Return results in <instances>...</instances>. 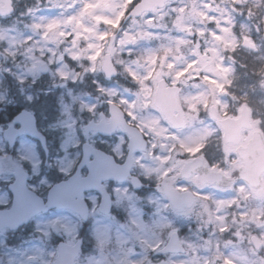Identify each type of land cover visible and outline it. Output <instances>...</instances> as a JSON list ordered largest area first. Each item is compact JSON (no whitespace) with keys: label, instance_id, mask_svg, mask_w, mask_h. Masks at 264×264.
<instances>
[{"label":"rangeland","instance_id":"374dc122","mask_svg":"<svg viewBox=\"0 0 264 264\" xmlns=\"http://www.w3.org/2000/svg\"><path fill=\"white\" fill-rule=\"evenodd\" d=\"M138 1L13 0L14 14L0 18V125L7 127L14 104L30 110L50 150L44 156L38 143L24 136L11 154L0 134V208L10 206L13 164L24 167L29 186L42 197L70 176L77 147L95 136L87 123L107 113L109 103L152 139L155 120L144 115L154 110L160 78L178 87L177 100L186 110L185 128L170 125L165 146L170 180L180 191L191 190L194 204L177 212L158 192L139 194L116 185L112 212L102 215L93 205L87 226L73 212L53 209L18 232L1 231L0 264H53L59 240L74 244L79 233L85 247L75 264H264V179L259 189L241 180L218 188L200 185L195 177L175 179L183 162L199 155L215 134L219 140L212 106L225 117L232 111L237 116L246 105L253 128L264 125V0H174L124 23ZM113 34L117 75L111 79L101 65ZM244 38L255 44L253 50L242 46ZM135 50H142L140 57ZM43 63L49 65L46 74ZM218 148L222 170L235 169V146L221 142ZM154 170L149 163L147 171ZM173 231L185 252L161 255ZM252 235L262 242L259 250Z\"/></svg>","mask_w":264,"mask_h":264},{"label":"water","instance_id":"95a60500","mask_svg":"<svg viewBox=\"0 0 264 264\" xmlns=\"http://www.w3.org/2000/svg\"><path fill=\"white\" fill-rule=\"evenodd\" d=\"M167 1L173 0H141L136 4L133 9L126 16L125 21L132 17H139L145 11H151L154 7L161 8ZM4 3V6L1 5ZM13 12L10 0H0V16H6ZM115 35L110 39L108 48L111 50ZM244 45L253 48L254 45L244 40ZM41 70L46 73L48 65H41ZM102 71L107 77H113L116 74V70L111 60L110 53L104 55ZM218 76V72H214ZM177 87L164 88V81H160L157 94L156 103L165 114L166 118L174 125L175 128L184 127V114L182 108L179 106L176 100ZM116 109L113 105L110 106ZM120 119L122 114L117 110ZM216 117V114H214ZM117 119V118H116ZM15 123H20L21 127L15 129L13 125L9 126L3 131V134L10 147H13L15 139L18 135L27 134L40 140L43 146H45L44 137L37 131L35 125V117L28 111H22L18 116L14 118ZM124 121L114 120L112 126L116 127L118 124ZM220 125L224 129V140L226 142L237 143L239 141V134L242 127H250L248 122V112L246 108L242 111V116L239 119H224L219 121ZM90 129V127H89ZM128 132L131 134V151L134 150V143L139 139L138 131L133 127H127ZM0 131L2 129L0 128ZM104 132V131H103ZM107 133V132H104ZM110 133V132H108ZM86 145H84L85 153ZM238 154L242 158L244 167L240 170V178L247 181L253 187H259L261 185V175L264 173V143L260 133L256 132L254 138L249 142L246 147L238 148ZM85 163L83 159L81 165ZM70 176L67 180L54 184L47 193L46 201L38 196L34 191L27 187L26 180L27 174L21 169L16 167L14 183L9 185V190L12 193V205L9 209L0 210V230L3 228H9L11 230L17 229L19 226L28 223L32 217L40 212H46L51 208H69L79 213L81 217L86 220L88 215V206L85 200L81 198L85 191L91 189H97L102 192L103 199L100 205V211L108 213L110 211V199L107 193L103 190L100 182L105 178L125 181L128 180L135 188L140 187V182L137 178L130 175L131 158L129 157L126 164L119 167L115 165L112 157L105 156L101 163H98L91 168V172L86 177H81L79 170ZM198 165L199 178L202 181H209L210 183L229 185L232 181L230 178L222 176L220 173L208 172L206 166L201 159H195L194 161L185 165L182 170L181 176L188 177L194 171ZM171 202L181 211L185 206L189 207L193 203V197L190 193L178 194L176 190L170 187V190L166 192ZM253 244L256 248L260 247V242L256 236L252 237ZM59 254L54 261V264H74V259L78 255L80 242H77L75 246H69L63 242L59 243ZM184 249L178 243L177 233H173L165 248L161 251L164 252H182ZM163 264V263H161Z\"/></svg>","mask_w":264,"mask_h":264},{"label":"flooded vegetation","instance_id":"af4514ba","mask_svg":"<svg viewBox=\"0 0 264 264\" xmlns=\"http://www.w3.org/2000/svg\"><path fill=\"white\" fill-rule=\"evenodd\" d=\"M160 79H158V81H160ZM166 86H170V85L166 82ZM152 107L155 111L147 109L145 111V115H144L147 118H153L155 120V125L153 127L156 129V134L154 137H152V139L140 127L141 125L138 122H132L131 120H129L128 114H126V112L121 107L120 108L124 111L125 121L128 124L137 127L143 133L144 139L146 140V149L144 151L137 149L132 154V156H133L132 174L137 176L143 185V187L138 189L136 191V193L143 194V193H150L151 192V193L157 194V192H158L160 195H163V194H161L162 189H163L162 183L167 182L168 185H170V152L167 148L165 149V146L168 145V143L170 142L169 141V139H170V134H169L170 123L162 115L161 111L155 107V105H154V91H153V96H152ZM107 110H108L107 113H101L100 119L98 121L91 119L92 125L90 127L92 128V130H89L88 132L93 133L95 136L92 139V141L88 142V144L90 145V147H92L94 149L100 150L101 152H104L105 154L112 155L117 164H122L125 162V160L128 156V135H127L124 127H116V129L114 130L112 135L102 134L100 132H97L96 128H95V125L98 124L101 120H103V124H107L110 122V120L112 118V114H110L111 113L110 108H108ZM216 111H218V110H216ZM233 112L234 111H232V113H228L226 116H231V114H233ZM217 114H219V112H217ZM14 115L10 116V118H11L10 123L13 121ZM210 117L217 124V126L220 129L221 134L219 136V140H216L217 135L215 134L216 138L214 137L212 139V141L209 142V144L207 143L206 145H204V147L202 148L199 155H194L193 158L200 156L204 160V162L206 163V166L208 167L209 170L224 172L222 170V166H223L222 155L220 154V151L218 148L219 144L221 142L225 143L223 141V138H222V136H223L222 135V129L220 128L216 119H214L212 117V109H210ZM233 117H235V116H233ZM8 119H9V117H8ZM246 132H248V130H244L243 135ZM261 132H262L263 137H264V130H262ZM44 135H45L46 139L48 140L47 135L46 134H44ZM251 136H252V131L250 130L248 132V135L244 136L245 139H243L242 143H244V144L247 143L248 140L251 138ZM19 138H21V137H19ZM124 143L127 144V147H126V145H124ZM119 144L121 145V148H119V151L117 152L114 150V145H119ZM77 148H78L77 152H79V157L75 163L74 170L77 168V166H78V164L82 158V154H83V151L81 149V145ZM236 148H237V146H235V148H234L235 152H236ZM142 156H145V158L150 159V160H141ZM236 159L238 160L239 164L235 166V169H232V171H230L228 173L224 172L225 174L232 176L234 178L237 177L236 175H237L239 166L241 165V161L239 160V158L237 156H236ZM99 161H100V158L95 157V154L90 152V154L87 157L88 166H84L82 168L81 174L82 175L87 174L89 171V165H91L93 168ZM149 163H153L155 165V170L152 173H149L147 171ZM236 169H237V171H236ZM122 184L130 186V184L128 182L119 183V182L112 181V180L101 181V185L107 191V193L110 195L111 202H113V194L111 192V188L116 186V185H122ZM206 185L207 186H213V185H209V184H206ZM86 195L94 196V199H95V200L93 199L94 201L91 200L90 198H86V200L89 204L90 209L93 205H95L97 207V210H98L99 205L101 203V199H102L101 193L98 190H92V191L87 192Z\"/></svg>","mask_w":264,"mask_h":264},{"label":"trees","instance_id":"16d2710c","mask_svg":"<svg viewBox=\"0 0 264 264\" xmlns=\"http://www.w3.org/2000/svg\"><path fill=\"white\" fill-rule=\"evenodd\" d=\"M137 49H138V48H137ZM140 51H141V50H135V52H137V53H140ZM257 77H258V76H256V78H257ZM16 107H17V106H16ZM18 109H19V107H17L15 111H17Z\"/></svg>","mask_w":264,"mask_h":264}]
</instances>
